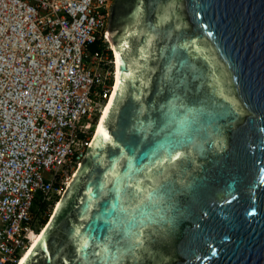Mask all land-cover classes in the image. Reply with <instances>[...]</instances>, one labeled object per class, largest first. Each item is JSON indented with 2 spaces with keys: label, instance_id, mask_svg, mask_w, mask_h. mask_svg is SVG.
Masks as SVG:
<instances>
[{
  "label": "water",
  "instance_id": "obj_1",
  "mask_svg": "<svg viewBox=\"0 0 264 264\" xmlns=\"http://www.w3.org/2000/svg\"><path fill=\"white\" fill-rule=\"evenodd\" d=\"M131 2L107 137L22 264H264V0Z\"/></svg>",
  "mask_w": 264,
  "mask_h": 264
},
{
  "label": "built area",
  "instance_id": "obj_2",
  "mask_svg": "<svg viewBox=\"0 0 264 264\" xmlns=\"http://www.w3.org/2000/svg\"><path fill=\"white\" fill-rule=\"evenodd\" d=\"M111 2L0 0V264L45 230L114 95Z\"/></svg>",
  "mask_w": 264,
  "mask_h": 264
},
{
  "label": "flooded vegetation",
  "instance_id": "obj_3",
  "mask_svg": "<svg viewBox=\"0 0 264 264\" xmlns=\"http://www.w3.org/2000/svg\"><path fill=\"white\" fill-rule=\"evenodd\" d=\"M122 0H112L110 6V14L108 18V27L114 31L117 25L128 21L132 9V2H121Z\"/></svg>",
  "mask_w": 264,
  "mask_h": 264
},
{
  "label": "bare ground",
  "instance_id": "obj_4",
  "mask_svg": "<svg viewBox=\"0 0 264 264\" xmlns=\"http://www.w3.org/2000/svg\"><path fill=\"white\" fill-rule=\"evenodd\" d=\"M111 41V45H112V47L114 48V46H113V43H112V40H110ZM116 54V53H115ZM116 59H117V57H116ZM115 80H116V86L118 85V74H116V78H115ZM116 86H115V88H116ZM112 98H113V95H112V97L110 98V100H109V102H108V104H107V106H106V108L104 109V111H103V113H102V115H101V117H100V119H99V122H98V124H97V126H96V128H95V134H98V132L100 131V129H101V127H102V125H103V123H104V120H105V118H106V116H107V114H108V111H109V108L111 107V104H112ZM58 206L59 205H57V208H58ZM56 208V209H57ZM44 232L45 231H42L40 234L39 233H32V234H30V247H29V249L23 254V256L21 257V259L19 260V262H18V264H22L23 263V261L26 259V257L29 255V253L32 251V249L35 247V245L37 244V242L39 241V239L42 237V235L44 234Z\"/></svg>",
  "mask_w": 264,
  "mask_h": 264
},
{
  "label": "rangeland",
  "instance_id": "obj_5",
  "mask_svg": "<svg viewBox=\"0 0 264 264\" xmlns=\"http://www.w3.org/2000/svg\"><path fill=\"white\" fill-rule=\"evenodd\" d=\"M96 131V130H95ZM64 196V195H63ZM63 196H61L60 197V200L59 201H61L62 200V198H63ZM59 205V204H58ZM57 208V207H56ZM56 208H55V211L53 212V215L55 214V212H56ZM47 220V218H45V221ZM45 221H41V224L43 223V222H45ZM41 225H39L38 227H37V229L40 227Z\"/></svg>",
  "mask_w": 264,
  "mask_h": 264
},
{
  "label": "snow or ice",
  "instance_id": "obj_6",
  "mask_svg": "<svg viewBox=\"0 0 264 264\" xmlns=\"http://www.w3.org/2000/svg\"><path fill=\"white\" fill-rule=\"evenodd\" d=\"M101 132L103 133L104 136L107 137V133L106 132H103V129H101ZM110 139V137H108Z\"/></svg>",
  "mask_w": 264,
  "mask_h": 264
},
{
  "label": "trees",
  "instance_id": "obj_7",
  "mask_svg": "<svg viewBox=\"0 0 264 264\" xmlns=\"http://www.w3.org/2000/svg\"><path fill=\"white\" fill-rule=\"evenodd\" d=\"M36 203H37V201H36Z\"/></svg>",
  "mask_w": 264,
  "mask_h": 264
}]
</instances>
